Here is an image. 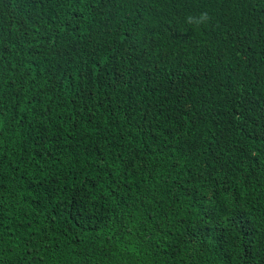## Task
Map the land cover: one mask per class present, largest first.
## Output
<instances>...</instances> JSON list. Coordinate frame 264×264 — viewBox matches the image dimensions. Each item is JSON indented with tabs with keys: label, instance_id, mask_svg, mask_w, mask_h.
Returning <instances> with one entry per match:
<instances>
[{
	"label": "trees",
	"instance_id": "obj_1",
	"mask_svg": "<svg viewBox=\"0 0 264 264\" xmlns=\"http://www.w3.org/2000/svg\"><path fill=\"white\" fill-rule=\"evenodd\" d=\"M150 1L163 7L154 10ZM7 3L23 5L24 20L16 31L0 16V264H264V138L246 134V152L235 137L243 156L230 151L231 159L187 162L188 147H181L198 130H212L210 123L227 130L225 106L240 109L245 77L264 99L252 34L264 37V14L246 17L242 25L252 33L227 40L204 83L185 86L165 105L161 56L176 48L168 24L182 0H146L145 28L132 44L113 48L109 64L98 54L103 43L94 26L108 18L109 30L127 43L136 21L122 6L69 0L67 16L76 8L87 20L74 33L55 21L59 5L39 14L33 0H0ZM210 11L214 21L218 9ZM165 27L166 45L158 47ZM76 34L80 46L68 43ZM47 35L46 45L34 42L27 53ZM156 54L144 79L138 70ZM73 76L84 89L74 99H47L54 81L72 94ZM155 169L167 180L153 183ZM241 209L249 221L235 218Z\"/></svg>",
	"mask_w": 264,
	"mask_h": 264
},
{
	"label": "clouds",
	"instance_id": "obj_2",
	"mask_svg": "<svg viewBox=\"0 0 264 264\" xmlns=\"http://www.w3.org/2000/svg\"><path fill=\"white\" fill-rule=\"evenodd\" d=\"M145 1L108 0L111 9L114 11L117 5L122 6L126 15L129 18L135 19L136 25H133L134 33L126 43L119 41L115 30H109L110 21L108 18H104L95 24L94 33L97 39L103 43L102 48L98 49V54L103 51L100 58L104 59L106 64L113 61L111 57L113 48L132 44L139 32L145 28L148 22L143 5ZM33 3L36 4L35 9H38L39 14L48 13V7L53 4L61 6L62 9L55 16V21L61 22L64 20L63 24L69 25V29L74 33H78L87 24L84 15L80 12L77 13L76 8L71 16H67L68 9L73 7V4L69 5V0H33ZM149 4L154 10L163 7L155 1H150ZM182 5L183 8L179 11L176 18L168 24V26L170 25L173 28L172 36L176 48L173 51L167 50L161 56V85L159 90L160 99L165 105H171L178 98H181L185 86L194 83H204L208 77L211 61L225 48L227 40L244 37L248 33H252L242 25L246 21V17L255 13L264 14V0H182ZM212 6L218 9V14L214 21H211L213 11H210V9ZM0 16L13 20V26H16L17 31L19 25L24 20L23 5L14 3L1 5ZM209 23H214L217 27L211 28ZM43 24H45L44 21ZM167 27L159 32L160 40L157 43L158 47L166 45ZM252 34L259 45V64L264 66V37ZM48 37L49 35L33 41L27 53L29 54L34 42H37L39 45H46ZM67 38L68 43L76 46L81 45L80 35H67ZM70 39H73V42ZM156 63L157 54L151 59L145 58L138 70L144 79L147 78ZM197 65H200V70L197 80L193 82L197 74ZM52 88L53 95L47 99L56 104H67L70 99L76 97L79 91L84 90L81 82L75 79V76H73L71 82L72 94L68 95L64 93L59 81L58 83L54 81ZM238 93L243 98L240 109L237 112H233L231 102L225 106L227 130H223L220 126L210 123L209 128L212 130H198L193 142L188 146H181L188 147L183 149V156L187 162L196 160L200 155H206L209 158L219 155L223 159H231L230 151L240 153L239 143L236 141V138L240 140L246 152L248 151L245 147L246 134L254 135L257 138H264V99L260 95L258 83L245 77L241 82ZM87 112L91 121L96 119L89 109H87ZM233 123L237 124L239 129L232 127ZM97 130L100 132H104L105 130L101 122ZM223 141L224 143H228V145H220ZM152 173L150 177L153 183H157L161 179L167 180L162 169L160 171L155 169ZM207 173L221 180L220 174H216L214 171H208ZM223 183L225 182L222 181ZM156 194L160 195L161 193ZM235 218L249 221V216L245 209L236 210Z\"/></svg>",
	"mask_w": 264,
	"mask_h": 264
}]
</instances>
